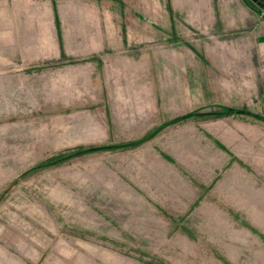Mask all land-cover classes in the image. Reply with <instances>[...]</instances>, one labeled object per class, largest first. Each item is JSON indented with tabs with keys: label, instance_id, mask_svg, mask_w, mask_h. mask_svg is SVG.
I'll return each instance as SVG.
<instances>
[{
	"label": "rangeland",
	"instance_id": "1",
	"mask_svg": "<svg viewBox=\"0 0 264 264\" xmlns=\"http://www.w3.org/2000/svg\"><path fill=\"white\" fill-rule=\"evenodd\" d=\"M75 1L0 74V264H264V5Z\"/></svg>",
	"mask_w": 264,
	"mask_h": 264
},
{
	"label": "crops",
	"instance_id": "2",
	"mask_svg": "<svg viewBox=\"0 0 264 264\" xmlns=\"http://www.w3.org/2000/svg\"><path fill=\"white\" fill-rule=\"evenodd\" d=\"M98 4L89 5L95 8L89 16L79 12L75 0H0V74L13 72L9 66L14 65L17 79L22 80L26 70L56 60L60 56L58 43L64 41L62 26H68L70 19H83L85 24L88 16L89 24H104Z\"/></svg>",
	"mask_w": 264,
	"mask_h": 264
},
{
	"label": "water",
	"instance_id": "3",
	"mask_svg": "<svg viewBox=\"0 0 264 264\" xmlns=\"http://www.w3.org/2000/svg\"><path fill=\"white\" fill-rule=\"evenodd\" d=\"M259 2H261L264 5V0H258Z\"/></svg>",
	"mask_w": 264,
	"mask_h": 264
}]
</instances>
